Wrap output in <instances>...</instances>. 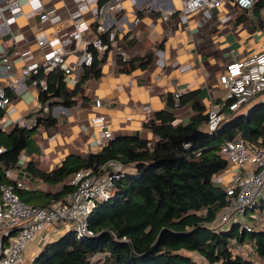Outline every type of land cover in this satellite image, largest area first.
<instances>
[{
  "label": "trees",
  "instance_id": "obj_1",
  "mask_svg": "<svg viewBox=\"0 0 264 264\" xmlns=\"http://www.w3.org/2000/svg\"><path fill=\"white\" fill-rule=\"evenodd\" d=\"M263 4L264 0H260L252 10L238 9L244 16H260ZM100 38L109 45V52V33ZM124 41L128 46L135 43L129 37ZM91 51L94 62L83 69L74 89L60 90L65 77L61 68L48 73L42 70L28 81H46L47 89L39 94L42 108L26 117L36 119L35 127L18 123L10 133L0 129V148L6 150L0 154V185L16 183L7 179L5 172L17 166L35 134L56 133L58 119L53 115L54 109L75 107L81 89L101 75L106 56L101 59L97 50L91 47ZM152 60L151 53L129 60L118 54L117 65L121 73H131L137 65L148 67ZM8 95L13 101L15 94L9 91ZM166 101V108L144 123L154 141L139 133L114 137L99 153L71 155L51 172H41L34 161L28 163L27 172L45 183L47 189L26 192L16 188V193L34 207L49 206L73 194L76 188L68 185V180L81 171L99 174L110 162H118L126 169L114 181L111 198L100 203L89 219L88 228L94 236L80 237L76 230H69L47 243L33 264H253L251 256L247 259L231 250L232 240L247 249L251 247L258 261L264 263L263 228L255 227L253 232H240L237 225L213 229L217 215L228 204L227 189L215 183V178L228 168L222 147L242 138L252 146L264 148V102L248 113L234 115L211 133L199 91L180 98V107L191 108L192 117L186 123L176 122L175 95L167 96ZM45 107L49 108L47 112ZM94 258L97 259L92 263Z\"/></svg>",
  "mask_w": 264,
  "mask_h": 264
},
{
  "label": "crops",
  "instance_id": "obj_2",
  "mask_svg": "<svg viewBox=\"0 0 264 264\" xmlns=\"http://www.w3.org/2000/svg\"><path fill=\"white\" fill-rule=\"evenodd\" d=\"M112 0L110 3L115 2ZM124 10L111 12L110 3L89 0L77 6L73 0H21L22 15L11 21L15 36L8 30L0 33V57L7 56L14 65L13 80L18 82L13 99L14 111L0 113V129L10 133L16 124L22 123L38 105L37 91L22 80V71L27 64L43 60L44 50L36 42L38 26H41L42 5L53 8L63 17L57 28L47 23L42 26L48 36L58 34L60 40L67 39L74 29V23L84 20L90 26L87 37L96 38V29L105 26L109 30L119 29L117 42L106 56L101 75L90 79L81 89L77 105L73 108L56 107L53 115L58 119L56 133L49 136L41 131L32 138L30 147L23 152L17 166L12 170L14 182H21L26 192L45 191L47 185L31 177L28 163L34 161L41 172H51L71 155L99 153L101 131L91 124L96 114L108 116L114 137L139 133L144 139L154 141L144 123L166 108V98L175 94L186 95L200 92L207 111L212 103H219L224 92L219 76L232 62L255 56L264 49V15L248 13L244 16L230 1L217 9L183 14L181 0H120ZM170 11L175 12L168 20L163 18ZM137 20H140L137 22ZM134 40L126 45L124 38ZM119 51H124L127 60L153 54L148 67H140L131 73H121L117 65ZM70 63L77 59L70 58ZM77 79L65 76L60 90L74 89ZM103 106L96 108L95 101ZM217 102V103H216ZM255 106L252 101L247 112ZM192 117L189 105L177 108L176 122L186 123ZM215 183L229 187L231 171L220 173ZM47 207V206H44ZM49 227L32 241L25 252L23 264H33L43 247L58 240L69 230ZM70 227V228H69ZM226 229H229L226 228ZM75 230V229H74Z\"/></svg>",
  "mask_w": 264,
  "mask_h": 264
},
{
  "label": "built area",
  "instance_id": "obj_3",
  "mask_svg": "<svg viewBox=\"0 0 264 264\" xmlns=\"http://www.w3.org/2000/svg\"><path fill=\"white\" fill-rule=\"evenodd\" d=\"M40 3V0H31ZM61 0H51L56 3ZM183 14H192L205 10L217 9L227 2L243 10H252L260 0H181ZM77 6L87 4L89 0H73ZM41 26H38L36 42L44 50L43 60L27 64L22 71V80L27 82L43 70L45 73L61 68L65 76L73 75L77 80L85 67L92 66L94 52L100 56L106 53L109 45L104 44L100 35L109 33L110 46L118 39L119 29L109 30L99 26L96 38L87 37L90 26L84 20L75 22L71 35L60 40L58 34L48 36L42 26L47 23L50 27L57 28L63 23V17L53 8L42 5ZM107 9L111 12H122L124 7L120 0L110 3ZM264 15V4L261 8ZM175 12L170 11L163 18L168 20ZM22 15L21 0H0V33L5 29L15 36L10 23ZM140 20H137L139 22ZM112 48V47H111ZM118 54L125 60L124 51ZM70 58L77 59V63H69ZM14 65L7 56L0 57V110L11 114L14 111L13 101L8 92L17 89L18 82L13 80ZM219 84L224 92L220 102L212 103L207 111L208 127L211 133L218 130L224 121L234 115L245 114L252 101L264 94V49L255 56L245 60L232 62L219 76ZM30 86L37 91L38 105L35 110L41 109L39 103L40 91L47 89L46 81H33ZM181 94H175V106L180 108ZM96 108H101L103 102L95 101ZM48 107L44 108L47 112ZM21 126L33 128L36 119H25ZM91 124L101 131L100 144L104 148L113 139L114 134L111 123L105 114H96L91 119ZM0 148V154L5 152ZM221 154L228 160L227 171H231L232 183L227 187V206L217 215L213 229H226L237 225L240 232L255 230L246 216L264 204V148H258L247 143L242 138L228 141L221 150ZM126 169L118 162H110L102 173L93 170H84L75 174L68 180V185L76 188L73 194L64 200L55 202L47 207H34L24 202L16 193V188H24L21 182L0 185V264H23L28 245L44 232L49 226L62 223L70 225L80 237H93L89 230L88 222L99 204L111 198L114 181L121 177ZM5 177L14 180L12 170L5 172ZM69 227V228H70ZM227 227V228H228ZM231 250L249 258L244 251V246L237 240L231 241ZM253 264H264L253 261Z\"/></svg>",
  "mask_w": 264,
  "mask_h": 264
},
{
  "label": "rangeland",
  "instance_id": "obj_4",
  "mask_svg": "<svg viewBox=\"0 0 264 264\" xmlns=\"http://www.w3.org/2000/svg\"><path fill=\"white\" fill-rule=\"evenodd\" d=\"M253 102L255 103V105H257V104H259L261 102H264V94L259 95L257 98H255L253 100ZM246 112H247V110H246ZM246 219L252 225H254V227H256L257 229H260V228H263L264 229V204H263V206L256 208L254 212H249L248 215L246 216ZM56 226L59 229L63 228L62 223H58V224L51 225L49 228L51 230H53L54 228H56ZM227 227L228 226H226V228ZM248 247H250V246H248ZM244 251H245V253H247L248 256H251V259L253 261L258 260L257 259L258 258L257 255L252 251V248L251 247L248 248V249L246 247H244ZM97 258H99V257H97ZM194 258L197 261H199V262L202 261L201 258L198 255H194ZM96 259L94 258L92 260V263H94L96 261Z\"/></svg>",
  "mask_w": 264,
  "mask_h": 264
}]
</instances>
